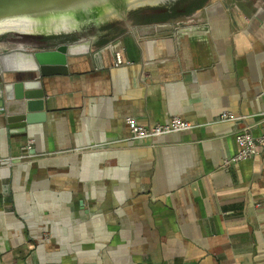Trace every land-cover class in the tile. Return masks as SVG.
<instances>
[{
    "label": "crops",
    "instance_id": "0c3cea01",
    "mask_svg": "<svg viewBox=\"0 0 264 264\" xmlns=\"http://www.w3.org/2000/svg\"><path fill=\"white\" fill-rule=\"evenodd\" d=\"M119 53L32 80L42 121L0 117V264H264V147L223 166L264 133V0ZM174 116L194 127L127 140Z\"/></svg>",
    "mask_w": 264,
    "mask_h": 264
},
{
    "label": "water",
    "instance_id": "95a60500",
    "mask_svg": "<svg viewBox=\"0 0 264 264\" xmlns=\"http://www.w3.org/2000/svg\"><path fill=\"white\" fill-rule=\"evenodd\" d=\"M245 1L0 0V117L25 130L44 117L45 94L32 80L92 66L175 24Z\"/></svg>",
    "mask_w": 264,
    "mask_h": 264
},
{
    "label": "built area",
    "instance_id": "2783aa9c",
    "mask_svg": "<svg viewBox=\"0 0 264 264\" xmlns=\"http://www.w3.org/2000/svg\"><path fill=\"white\" fill-rule=\"evenodd\" d=\"M115 65L123 64L121 59V54L118 52L114 54ZM240 117L234 116L231 112H222L219 117V121H231L237 122ZM125 123L129 127V136L127 137L128 141L141 143L144 141L152 142L155 139H158L162 136L173 135L174 133H181L190 131L194 125L188 121H184L181 118L174 116L170 118L166 123H158L152 126L139 125L132 118H126ZM234 141L237 147V153L229 158L224 160L223 166H227L230 163H239V161L255 158L259 156L262 151L261 148L264 147V133L260 135H252L250 129L245 127L238 130L234 134ZM21 158V157H20ZM13 159H6V162H10Z\"/></svg>",
    "mask_w": 264,
    "mask_h": 264
},
{
    "label": "flooded vegetation",
    "instance_id": "af4514ba",
    "mask_svg": "<svg viewBox=\"0 0 264 264\" xmlns=\"http://www.w3.org/2000/svg\"><path fill=\"white\" fill-rule=\"evenodd\" d=\"M92 32H95V31H92ZM92 32H90L91 34H92ZM35 40V39H34ZM38 41V43L40 44V45H42V44H44V43H46V42H44V41H46V39L44 38V39H42V38H39V40H37ZM47 41H49V40H47ZM53 42V41H52ZM35 46V45H34Z\"/></svg>",
    "mask_w": 264,
    "mask_h": 264
}]
</instances>
